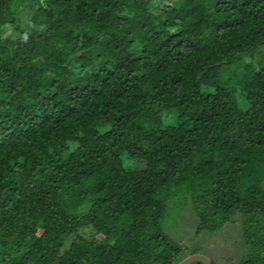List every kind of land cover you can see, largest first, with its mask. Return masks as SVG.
<instances>
[{"label": "trees", "instance_id": "16d2710c", "mask_svg": "<svg viewBox=\"0 0 264 264\" xmlns=\"http://www.w3.org/2000/svg\"><path fill=\"white\" fill-rule=\"evenodd\" d=\"M189 203L264 264V0H0V263L179 264Z\"/></svg>", "mask_w": 264, "mask_h": 264}, {"label": "rangeland", "instance_id": "374dc122", "mask_svg": "<svg viewBox=\"0 0 264 264\" xmlns=\"http://www.w3.org/2000/svg\"><path fill=\"white\" fill-rule=\"evenodd\" d=\"M28 6L29 3L26 2L21 9L23 23H27L31 17L25 11L28 10ZM198 224L190 203L184 207L180 217L174 207L165 220V232L184 246L181 259L199 254L209 259L212 264H238L245 252L240 215L236 214L230 222L212 233L207 231L197 233ZM81 232L88 237L93 235L90 229H82Z\"/></svg>", "mask_w": 264, "mask_h": 264}, {"label": "water", "instance_id": "95a60500", "mask_svg": "<svg viewBox=\"0 0 264 264\" xmlns=\"http://www.w3.org/2000/svg\"><path fill=\"white\" fill-rule=\"evenodd\" d=\"M196 262H200L202 264H212L209 259H207L205 256L199 255V254L189 256L186 259L182 260L179 264H193ZM0 264H2V263H0Z\"/></svg>", "mask_w": 264, "mask_h": 264}]
</instances>
